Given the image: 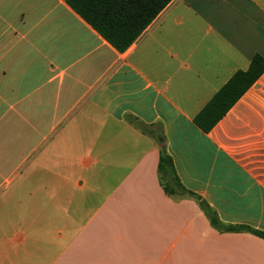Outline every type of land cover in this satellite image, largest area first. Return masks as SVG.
I'll list each match as a JSON object with an SVG mask.
<instances>
[{
	"label": "crops",
	"instance_id": "0c3cea01",
	"mask_svg": "<svg viewBox=\"0 0 264 264\" xmlns=\"http://www.w3.org/2000/svg\"><path fill=\"white\" fill-rule=\"evenodd\" d=\"M264 56V0H172L124 52L66 0H0V264H264L164 190L264 231V73L208 132L196 114Z\"/></svg>",
	"mask_w": 264,
	"mask_h": 264
},
{
	"label": "trees",
	"instance_id": "16d2710c",
	"mask_svg": "<svg viewBox=\"0 0 264 264\" xmlns=\"http://www.w3.org/2000/svg\"><path fill=\"white\" fill-rule=\"evenodd\" d=\"M94 29L118 51H126L172 0H66ZM264 73V56L257 53L245 70H237L196 114L194 121L204 131H210ZM132 121L144 133L160 141L158 171L166 193L195 198L213 226L220 231H249L264 238V231L247 225L224 223L216 210L194 191L188 189L177 174L168 153L161 127L153 128L133 117Z\"/></svg>",
	"mask_w": 264,
	"mask_h": 264
}]
</instances>
